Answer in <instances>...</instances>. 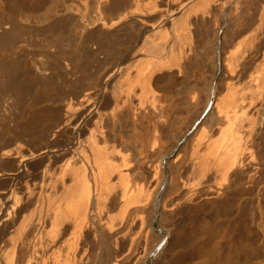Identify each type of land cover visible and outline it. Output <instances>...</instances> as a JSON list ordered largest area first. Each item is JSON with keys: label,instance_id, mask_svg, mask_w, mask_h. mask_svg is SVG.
<instances>
[{"label": "bare ground", "instance_id": "6f19581e", "mask_svg": "<svg viewBox=\"0 0 264 264\" xmlns=\"http://www.w3.org/2000/svg\"><path fill=\"white\" fill-rule=\"evenodd\" d=\"M195 1L189 7L179 4L178 19L167 17L170 43L150 24V33L145 30L142 36L137 22L147 24L154 15L163 19L154 5L145 6L146 14L136 11L137 22H128L129 12L118 16L106 29L118 30L127 21L134 35L142 34L137 47L142 60L108 75L104 89L93 97L79 90L60 106L43 103L50 98L57 71L74 76L81 70L80 52L68 49L56 20L37 31L41 39L34 44L31 31L21 32L9 18L0 19V184L14 185L19 178L25 185L22 202L13 196L10 205L8 193L0 192V264H148L153 256L168 264L220 263L223 239L215 236L216 226L208 222L202 226L200 220H194V226L184 225L185 220L181 225L179 217L194 214L204 202L225 193L224 199L233 195L232 200H238L234 192L242 191L256 165L257 115L264 104V2L251 20L248 0L246 7L243 0H230L220 7V15L210 9L209 1ZM118 4L122 3L114 6L119 8ZM207 19L217 27L209 41L203 29ZM85 23L82 18L76 32L81 45L89 37ZM192 54L198 58L195 75L188 73ZM33 55L31 71L26 60ZM207 57L209 77L200 68ZM164 73L168 80L181 83L173 99L162 95ZM30 98L37 102L36 108L26 104ZM26 111L29 116L23 120ZM103 118L120 141L135 144L136 163L114 145L108 149L98 144L106 142L110 132L104 130L108 124L101 126ZM57 135L67 137L64 147L53 141ZM68 146L81 158V165L65 162L58 180L62 183L68 177L71 186L65 187L55 208L44 193L50 206L43 216L37 207L41 194L30 185ZM113 155H120L118 162L111 159ZM111 207L116 217L100 224V213ZM188 231L201 239L200 248L174 254L171 241ZM235 257L230 253L221 264H237Z\"/></svg>", "mask_w": 264, "mask_h": 264}, {"label": "rangeland", "instance_id": "374dc122", "mask_svg": "<svg viewBox=\"0 0 264 264\" xmlns=\"http://www.w3.org/2000/svg\"><path fill=\"white\" fill-rule=\"evenodd\" d=\"M202 1L204 3L205 1H209L207 3H210V5H208L210 6V9L212 7V10H215V13L218 12L217 15H220V7L228 6L230 0H197L195 2ZM245 1L246 0H243L242 2L244 3ZM115 2H120V4L122 3V7H120L121 5L119 4V8L114 6ZM251 2H253V5H251L252 3L249 4L250 1L248 0L247 3L249 5L247 4V6L250 7L249 12H251V20H253L264 0H255V3L254 0H251ZM192 3L193 0H0V19L9 18L11 20L10 22L13 21L12 23H14L19 29H21V32L31 31L33 33L31 40L32 42L33 40H35L34 44H36L37 41L39 43L41 39L38 38L37 31L44 26L50 25V23L56 20V27L63 30L58 31H61V34L65 40L64 43L67 44L68 49H70L75 54L77 52H80L82 56L81 70H79V72L74 76L65 74L63 70L57 71V75L51 83L52 86L50 87V98L46 99V101L43 103V105L47 106H60L74 96L72 92L75 93L79 90L82 91V93H90V96L93 97V93H96V91L98 90L101 91L104 89V85L106 84L108 75L116 72L119 67L123 66L122 68L126 69L127 66V68L132 67L133 64L136 63V60H142L141 58L143 57H141L139 53H137V47H139L140 45V38L142 34L140 36L134 35V33H132L130 28L128 27L127 23L130 22V20H135L137 22V15H139V13L146 14L148 12H146V9L149 5H154L157 12H161V14L163 13V19H165L166 21L163 19L161 20L160 18H158V16L154 15L150 16V20L147 22V24L143 23L145 27L142 24L139 25V23L137 22L138 26H140L139 28L141 30V33L143 32L142 36L145 37L144 35L146 31H150L149 28L151 26H154L157 27L156 29L161 30V32L167 35V43H170L172 41V30L171 25L167 23V20L169 19V17H171V20L178 19L181 14V8L183 6L189 7L190 5H192ZM179 4L180 6L182 4V7H180ZM244 5L246 7V3H244ZM156 7L158 9H156ZM140 10L143 12H140ZM251 10H253L254 13H252ZM136 11H138L139 13H137ZM134 13L136 15H134ZM123 14H127L130 17V19H127L128 22H125V24L127 25H120L121 28L118 27V30L113 29L111 31L106 29L112 21L116 20L118 16H121ZM253 14L254 17H252ZM130 15H132L133 18H131L132 16ZM201 17V13L198 12L196 17L197 20H195L200 22L202 21ZM82 18H84L86 22L85 24L88 25L89 28V37L86 40L85 45H81V43L78 42L76 36L78 25L80 24V21H82ZM248 19L246 20V23L250 22V20ZM58 20H61V22ZM207 21H209V19H207ZM211 22L209 21L205 23V27L203 28L206 31V37L208 35L207 38H210L208 39V41L211 39L213 40L214 36L212 38V35H215L214 32H217V27H213L214 25ZM149 33L150 32L146 33V35ZM136 39H138V41ZM100 44L103 45V52L99 51L98 46ZM164 53L162 52V54L160 55L162 56ZM192 56L194 57L192 58V62L190 63L193 66L190 67V71H188V73L190 72L192 74V72L194 71L192 75H195L198 74L196 66L197 62L195 61V59L198 61V58L194 54H192ZM34 58H36L35 55L27 58L26 66L28 68H30ZM200 68H202L203 70H200L204 72L203 73L202 71H200V73L205 74L207 77L210 76V63L208 61V57L204 58ZM132 69L131 71L133 73L135 70ZM165 73L162 77L163 83L161 82L160 85L163 86V89L161 88L163 93L162 95H167V97L173 99L176 90L181 87L179 85L180 82L178 83V81H175V79L172 80L171 78L170 80H168L169 77L168 75H166L167 73ZM36 90L37 88H35L34 93L36 92ZM178 94L176 93L175 95ZM26 104L31 109L36 108L37 106V102L34 101V98H30L29 100H27ZM28 116V111L23 113V120H25ZM257 119V123H259L256 130L258 159L251 173H249L250 180L242 185V191L240 190L238 192V190H236L234 192V195L237 194V198L239 197V199L234 201L232 200V197L234 196L229 195V199L226 200L224 199V197L227 196V193H225L220 197L212 198L211 200H209V203L204 202V204L200 206L201 208L198 211L194 212V214L196 213L195 215L193 213L184 214L185 216L182 214L179 217L182 222L185 220V224L184 222L182 223L181 221H179V223L181 222V225H186V223L188 226L191 225L190 223H192L193 225L194 220H200L201 222L203 221L202 226L208 223H210V225H214L213 227L216 226L217 229L214 228L216 234L215 236L220 235L219 238L222 237V239L224 240H221L222 244L219 247V256L222 255V259L225 260L227 259L228 255L230 256L231 253L233 257L236 256L235 258L237 264H264V104L257 115ZM101 124L100 125L104 127L108 124V127L106 126L104 128L105 133L109 130L110 132H112L111 134L114 133L115 135L113 134L111 136L112 140L111 138H109V140L108 137L110 136L108 135H110V132L106 133L107 141L104 142L102 140H99L98 144L103 147L106 146L108 149H110L111 146L114 145L119 150L121 155L127 156L129 162L136 163L139 159V155H137L138 152L136 146H134L135 144H132L131 142L125 143L124 141L122 142V140L120 141V138H117L118 132H115V130L111 128L107 119L103 118ZM90 126L92 127V124ZM106 128L108 130H106ZM170 134H172V132L168 133L169 140L173 139L172 135L170 136ZM53 141H56V144L58 146L64 147L66 145L67 137L57 135L53 138ZM111 159L115 162H118L120 159V155H113L111 156ZM67 161H70V163L74 167H78L81 165V158L76 152L71 151L70 146H68V149L65 153L60 152L57 157L53 159V164H50L52 167L48 170V172L44 173L42 178L36 181L35 185H30L32 187L28 185L31 189L35 188V191L41 194L42 199H39L37 207L42 210L41 212V210L39 209L40 214L43 216L47 213L46 211L50 206V203L45 200L46 198L43 197L45 195L44 193L50 196L51 204L53 208H55L60 203V199L63 196L65 187L69 188L71 186V182L68 177L65 178L62 183L58 180L60 171ZM8 168H10L9 170H11V167ZM42 169L43 166L40 170ZM14 178L15 177L13 176L12 179ZM111 180L112 183L115 182L114 178H112ZM244 189L246 190V193L243 195ZM0 192L8 193V200H6L10 203V205L11 198L13 196H15L22 202V197L25 192V185L23 184L22 180L16 178L14 180V185L10 183L0 184ZM243 199H246V201L244 202ZM33 202H35V199L32 201V203ZM108 217H116L115 208L111 207L108 211L100 213V224L105 225L108 222ZM20 220L18 221V223L20 222ZM48 222L49 215H47L46 217L47 225ZM117 222L118 221L116 219L115 223ZM187 233L190 234V232L188 231L183 238L181 237L179 239L183 243H181L179 240H177V242L171 241L174 254H178L180 252L186 253L193 250L194 248H200L197 243H199L201 239L198 237H193V235H189ZM194 238L197 240H195ZM227 240L230 242V244ZM3 245L4 244H2L1 246ZM227 245L230 246L228 247ZM231 245L233 247V250L236 251H234V254L236 253V255L232 254L233 250L229 249L231 248ZM2 250H4V248ZM221 261H219L220 263L217 262L216 264H221ZM155 262H157V264H168L167 262H158L156 256L151 257L148 264H155Z\"/></svg>", "mask_w": 264, "mask_h": 264}]
</instances>
